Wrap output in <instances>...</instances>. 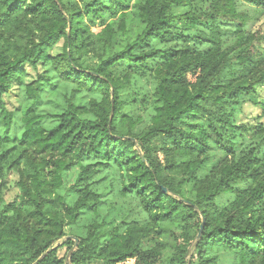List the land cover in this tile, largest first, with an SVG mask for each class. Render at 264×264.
I'll return each mask as SVG.
<instances>
[{"label": "trees", "instance_id": "obj_1", "mask_svg": "<svg viewBox=\"0 0 264 264\" xmlns=\"http://www.w3.org/2000/svg\"><path fill=\"white\" fill-rule=\"evenodd\" d=\"M180 1L0 0L2 126L12 115L3 96L25 79L29 66L50 65L62 79L100 95L87 104L68 102L51 115L56 124L50 128L34 125L31 117L19 139H0V159L14 167L19 188V202L4 207L12 215L0 221V264H224L229 258V264H264V159L253 151L237 155L241 127L235 123L243 102L259 104L255 88L264 83V47H252L255 34L237 24L215 27L216 37L198 32L207 43L202 50L142 48L151 38L185 39L170 29L175 16L168 10ZM177 20L187 30L202 24L193 7ZM157 56L153 115L134 134L137 121L119 114V93ZM23 84L31 94L40 81ZM111 163L121 192L135 193L148 221L115 226L107 236L90 224L73 248L64 228L83 208L96 207L91 177ZM74 167L70 191L78 197L69 206L57 189ZM238 178L250 183L232 187ZM228 191L233 199L218 206L215 199ZM182 223L172 256L163 262V238ZM63 246L71 249L67 258L58 254Z\"/></svg>", "mask_w": 264, "mask_h": 264}, {"label": "rangeland", "instance_id": "obj_2", "mask_svg": "<svg viewBox=\"0 0 264 264\" xmlns=\"http://www.w3.org/2000/svg\"><path fill=\"white\" fill-rule=\"evenodd\" d=\"M170 0H159L166 4ZM193 7L197 12L202 24L196 25V29L187 30L181 25L177 18L181 17L185 11ZM168 13L175 16L170 29L173 35H183L185 39L162 42L156 38H151L142 45L144 49H167L182 48L189 46L194 49H205L206 42L196 38L201 31L206 36L216 37L211 30L215 27L219 30H229L242 24L246 32L255 34V39L251 46L257 49L264 47V2L253 3L246 0H191L174 2ZM206 23V24H204ZM225 41L229 38L222 37ZM229 42V41H228ZM61 45L58 44L53 53L59 52ZM141 49V48H140ZM139 51V50H137ZM161 61L160 57L152 58L148 61L150 69H143L130 76L125 87L119 93V114H125L135 120L133 128L134 134H140L150 123L153 115L151 100L155 89V79L151 70ZM187 78L192 81L193 75L188 74ZM40 81L35 93L27 94L24 88L26 82ZM255 95L258 105L250 101L241 104L240 110L235 115V123L240 125L239 152L237 155H246L253 151V156L264 159V83L257 85ZM99 99L97 92L91 93L82 89L77 84L64 80L56 74L50 65L38 64L36 67H28L25 79L21 76L20 82L12 83L9 91L3 96V103L6 110L12 113L8 127L2 126L3 117L0 112V139L10 137L17 140L24 131V126L29 118H33L34 125L50 128L56 124L51 115L60 114L66 104L72 101L74 104H87L90 98ZM40 116V117H38ZM158 159L162 162V155L157 153ZM4 161V162H3ZM78 168L74 167L63 175L62 185L57 189V193L62 197L64 203L73 206L78 195L70 191V186L76 181ZM18 174L13 166L0 159V221L5 222L12 211L4 212L7 204H17L19 202V188L17 186ZM250 183L249 178H238L232 187H246ZM88 190L93 192V200L97 203L94 209L83 208L77 220L68 224L64 228V234L79 239L85 237L90 224H97L101 235H106L109 231L118 226L120 229L130 223L143 224L148 221L146 213L141 209L139 200L135 193L121 192V185L118 178V168L114 164L99 167L91 177ZM234 197L233 192L228 191L220 194L215 203L224 206ZM182 221H178L181 223ZM180 226V225H179ZM172 226L165 234L161 245L159 258L166 260L173 253L172 243L182 226ZM62 241L58 242L61 243ZM71 249L65 246L59 248L58 254L68 257ZM186 259H189L187 255ZM133 262V260H129ZM231 259L224 261L229 264ZM94 264V263H93Z\"/></svg>", "mask_w": 264, "mask_h": 264}, {"label": "water", "instance_id": "obj_3", "mask_svg": "<svg viewBox=\"0 0 264 264\" xmlns=\"http://www.w3.org/2000/svg\"><path fill=\"white\" fill-rule=\"evenodd\" d=\"M110 116H112V115H110ZM202 221H203V219H202ZM68 238H70V239H73V240H74V246H73V248H75V247H76V245H77V239H76V238H74V237H71V236H68Z\"/></svg>", "mask_w": 264, "mask_h": 264}]
</instances>
